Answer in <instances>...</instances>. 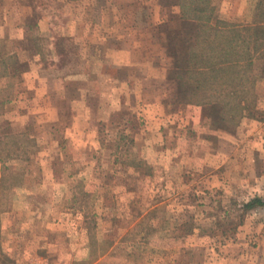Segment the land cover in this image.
Segmentation results:
<instances>
[{"label":"rangeland","instance_id":"rangeland-1","mask_svg":"<svg viewBox=\"0 0 264 264\" xmlns=\"http://www.w3.org/2000/svg\"><path fill=\"white\" fill-rule=\"evenodd\" d=\"M88 1L0 0V179L5 183L0 187V264H209L238 241L246 223L260 225L261 233L248 235L247 244L256 248L259 234L264 237V206L246 210L244 204L254 196L264 198V63L255 65L261 75H251V84L240 80L238 85L248 92L245 116L170 119L164 130L158 126L152 133L153 147L147 144L150 138H133L138 124L125 126L115 115L108 119L102 107L93 108L92 120L103 150L91 157L64 146L74 112L67 96L73 79L82 80L71 76L50 86L67 87L63 97H55L61 112L54 130L43 123L48 117L39 109H31L24 121L12 120L17 114L9 102L24 87V74L39 53L37 64L48 75L55 73V63L62 74L75 64L85 68L88 47L70 35V23L76 18L72 5L79 11ZM212 1L206 2L204 15L212 14L213 20ZM94 2L96 17L104 18L106 0ZM170 3L203 5L199 0L155 4ZM118 13L108 12L107 19H118ZM94 51L97 55V47ZM96 79L92 96L103 87L98 85L103 78ZM79 85L85 87L86 81ZM48 131L55 133L53 140L45 138ZM150 153L154 163L148 161ZM90 162L106 171L96 169L93 176ZM51 166L54 172L43 170ZM15 167L19 171L13 173ZM90 180L96 185L87 187ZM23 184L35 191V199L13 191ZM40 184L46 187L39 193ZM61 211L72 214L59 219Z\"/></svg>","mask_w":264,"mask_h":264},{"label":"crops","instance_id":"crops-1","mask_svg":"<svg viewBox=\"0 0 264 264\" xmlns=\"http://www.w3.org/2000/svg\"><path fill=\"white\" fill-rule=\"evenodd\" d=\"M156 1L118 0L116 5L115 0H106L107 5L104 4L102 9L104 18L96 17L94 0H89L85 9L79 11L75 8L78 4L74 3L71 12L76 18L70 23V35L78 44L88 47L83 57L85 68L82 64H75L69 74H62V67L55 63V73L48 75L37 64L41 59L39 53L34 58V67L24 74V87L9 102L13 106L11 113L17 114L12 120L24 121L32 112L31 109H39L46 112L44 116L48 117L43 119V123L51 124L50 129L54 130L61 112V103L55 97L60 94L63 97L67 87L60 84L62 86L57 89H50V86L54 80L62 83L67 76H71L82 80L73 79L75 86L72 94L67 96L71 99L69 101L74 112L64 136V146L69 145L78 153H89L91 157L103 150L97 126L92 120L93 108L102 107L107 108L108 119L115 115L118 119H124L125 126L138 124V133L133 138H150L147 144L153 147L155 141L152 140V133H157L158 126L159 130H164L163 126L170 123V119H205L204 105L178 101L179 80L175 71L180 68L177 61L185 63L186 59L188 62L199 60L200 66L209 65L210 62L219 63L224 54L223 42L231 40L236 46V56L245 58L242 63L250 61L253 64V71L249 74L261 75L260 71L255 70V65L264 63V0H213L210 5L215 6L214 19L196 21L198 29L194 35L190 30L193 21L184 15L189 8L188 3H185L187 6L172 3L163 6L155 4ZM166 6L168 8L164 9ZM108 12H119L118 19L115 15L107 19ZM208 27L212 30L207 31ZM244 40L249 43V51L239 55L238 47H241ZM89 47L94 50L97 47V55ZM97 77L103 78L102 83H98L103 87L98 89V95L92 96V81H97ZM81 81H86L85 87L79 85ZM170 108L175 111L180 109V112L170 114ZM178 126L181 124L178 123ZM54 134L48 131L45 138L53 140ZM148 156H152V159H146L154 163L153 154ZM95 166L91 163L93 176L96 171L103 169L102 166ZM12 170L13 173L19 171L17 167ZM43 170L54 172L52 166ZM95 182L87 181V187L96 185ZM42 186L40 184L37 189L39 193L46 184ZM13 191L26 192L33 199L36 196L35 191L26 184L14 186ZM68 214L72 213L61 211L59 219ZM242 229L238 241L224 254H216L214 262L209 264H264V237L259 234L256 248L247 244L249 234L261 233L260 225L251 226L246 223Z\"/></svg>","mask_w":264,"mask_h":264},{"label":"trees","instance_id":"trees-1","mask_svg":"<svg viewBox=\"0 0 264 264\" xmlns=\"http://www.w3.org/2000/svg\"><path fill=\"white\" fill-rule=\"evenodd\" d=\"M207 1L209 0H199V3L202 2L203 5L198 4L197 8H192V5L189 4V8L185 10L184 15L187 19L193 21L190 24L192 35L198 29L196 21L212 20V14L210 16L204 15L209 9L206 6ZM223 47L224 54L219 63L210 62L209 65L200 66L199 60L188 62V59H186L185 63L177 61L178 68H180L175 71V75L179 80L178 101L204 105L205 119H241L240 117L245 116L244 112H247L248 109L244 99V95L248 93L245 91L247 89L239 90L238 85L240 80L241 83L246 81V83L251 84L249 77L252 74H249V72H251L253 64L250 61L242 63L245 58L236 56V46L232 44L231 40H225ZM238 48L239 55L246 54L249 51V43L244 40V43ZM3 58L4 54L0 52V61ZM7 58L11 59V57ZM8 74L11 75L12 72L8 71L6 75ZM138 164L143 166L141 162ZM0 184L3 186L5 184L4 180L2 182V179H0ZM256 206H264V198L254 196L244 204L246 210L253 209Z\"/></svg>","mask_w":264,"mask_h":264}]
</instances>
